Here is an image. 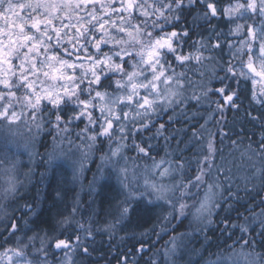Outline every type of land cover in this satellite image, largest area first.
I'll list each match as a JSON object with an SVG mask.
<instances>
[{
  "label": "snow or ice",
  "instance_id": "6c2138e0",
  "mask_svg": "<svg viewBox=\"0 0 264 264\" xmlns=\"http://www.w3.org/2000/svg\"><path fill=\"white\" fill-rule=\"evenodd\" d=\"M193 12V26L200 21L207 29L196 39L184 22ZM229 113L233 126L237 118L258 126V139L245 142L243 128L233 139L232 128L225 130ZM180 121L198 126L177 129ZM21 124L29 132L48 125L54 142L70 145L68 134L79 127L74 135L82 143L75 147L82 157L99 152L101 165L115 170L125 198L115 223L103 229L110 238L140 204L149 210L163 202L165 222L191 215L200 231L224 212L217 230L232 244L225 242L228 254L212 264H264V0H0V130ZM225 139L251 162L243 189L217 148ZM173 142L180 156L169 151ZM181 144L198 149L194 172ZM2 171L0 200L16 199V164ZM241 191L260 197L258 213L244 216L234 207ZM76 212L27 242L9 217L0 264H83L96 251L87 242L96 229L74 221ZM232 212L243 222H233ZM11 240L15 246L7 247ZM139 245L144 252L145 241ZM177 248L174 237L165 264H176ZM117 264H129L128 256ZM148 264L158 261L150 257Z\"/></svg>",
  "mask_w": 264,
  "mask_h": 264
},
{
  "label": "trees",
  "instance_id": "16d2710c",
  "mask_svg": "<svg viewBox=\"0 0 264 264\" xmlns=\"http://www.w3.org/2000/svg\"><path fill=\"white\" fill-rule=\"evenodd\" d=\"M194 15V12L191 15L185 13L184 22L191 29L193 39H196L198 34H206L207 29L200 21L197 22L200 24L199 27L193 26ZM213 23L216 22L213 21ZM220 27L227 30L222 22ZM214 86L219 85L214 84ZM200 111L203 112L204 109L201 108ZM239 116H243V111ZM232 120L233 116L229 113L230 123L225 130L232 128L230 135L233 139L237 138L233 133L239 132L240 128L244 129L241 135L245 142L249 136L252 139H258V126L254 128L247 120L239 118L233 126ZM199 122L203 123V120L200 119ZM197 126L195 121L191 124L180 121L175 125L177 129ZM77 131L79 127H73L72 132L68 134V138L74 142L70 145L67 139L63 143L54 142L53 137L56 133L48 125L39 131L33 127L31 132L23 124L19 127L13 126L11 132L0 130V185L4 184L6 176L2 170L11 167L13 163L16 164V179L21 182L20 195L16 199L0 200V206H2L0 207V234H4L3 223L14 216L20 229L16 234L17 238L27 242V237L35 233L43 234V231H50L54 226L58 227V220L62 216L70 215L72 208L75 207L77 212L74 221L91 223L96 229L94 238L89 237L87 241L96 251L92 252L91 258H81L83 264H117V258L122 255L128 256L129 264H148L150 257L158 261V264H165L163 253L171 247L174 237L178 246L177 254L173 257L176 264H212L218 255L228 254L225 242L230 245L232 240H226V234L221 231L224 227L221 223L224 212L219 213L216 223L207 231H200L199 225L191 215L165 222L163 217L167 214V210L163 202H159V206H151L149 210H145L144 205L140 204L138 214L117 224L115 235L110 238L103 229L109 223H115L116 207L125 198V190L117 180L115 170L108 164L101 165L99 152L87 159L82 157L81 150L75 147L82 143L74 135ZM253 132L256 135L253 136ZM70 148L71 152H69ZM179 148L184 149L183 158L192 162L194 172V157L198 149L194 146L185 148L184 144L179 145ZM217 148H223L225 161L230 162L229 166L233 168V180L243 189L244 179L252 173L251 162L246 157H242L240 151L230 148L227 139L223 145L218 142ZM158 149L159 155L163 156L164 141L162 139L159 141ZM104 151H107L106 146ZM169 151H172L175 156L181 155L174 142ZM129 155L135 156V153H129ZM81 160L83 161L82 169L79 164ZM217 162L219 163V160ZM240 195L243 198L239 204L234 205L239 213L248 216L250 212L260 211V207H257L260 204L259 196L252 199L245 196L243 191ZM24 204L31 205L33 211L25 209ZM231 218L233 222H243L236 212L231 213ZM25 220L27 224L24 223ZM230 231L234 230L230 229ZM70 232L71 229L69 234ZM140 240L145 241L144 252L137 251ZM3 243L4 241L0 239V244ZM6 246H15V240H11ZM56 255L59 257L61 253L57 250Z\"/></svg>",
  "mask_w": 264,
  "mask_h": 264
}]
</instances>
